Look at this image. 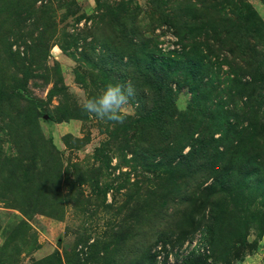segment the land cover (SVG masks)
Wrapping results in <instances>:
<instances>
[{
  "label": "rangeland",
  "instance_id": "rangeland-1",
  "mask_svg": "<svg viewBox=\"0 0 264 264\" xmlns=\"http://www.w3.org/2000/svg\"><path fill=\"white\" fill-rule=\"evenodd\" d=\"M163 1L35 3L45 5V14L53 21L45 65L57 66L63 95L48 97L51 82L44 81L45 70L40 66L24 84V92L35 107L21 100L11 104L9 116L4 111L0 114V264H107L112 258L117 264H132L136 249L146 247L156 229L160 230L161 240L151 249L152 264H264V188L257 185L264 182V162L254 168L255 172L259 168L260 182L232 188L229 193L220 191L210 214L207 207L200 209L199 189L194 185L185 189L183 173L164 166L160 158L163 127L159 123L150 126L137 122L139 116L133 104L122 124L98 120L81 110L78 98L98 95L112 83L113 73L118 74L116 59L127 41H121L122 33L106 21L120 4L130 13L138 12L140 27L149 37V45H156L153 51L158 58L183 59L185 51L193 52L187 41H180L166 26L156 25L152 30L147 26L150 15L156 16L157 10L163 9ZM178 1L194 6L206 2ZM242 1L257 17L253 20L259 19L258 30L263 37L264 0ZM167 6L173 7L170 2ZM229 7L224 2L222 11ZM96 13L101 14V22ZM90 45H94L95 53ZM15 49L20 53L24 48L12 45ZM215 53L196 63L202 75L196 80L198 87L205 92L201 82L217 73L218 80L213 82H219L218 90L223 93L220 105L225 114L221 116L230 122L241 115L246 100L255 107L257 101L261 112L264 90L250 83L246 75L238 93L227 89L231 72L221 60L232 56L225 49ZM100 56L110 61L112 69L98 68L103 66ZM92 61L98 62V67ZM202 63L211 66L209 74H205ZM185 73L180 70L179 77ZM189 85L193 83L184 84L176 94L177 111L189 108ZM198 93L201 95L200 90ZM64 106L77 116L56 119ZM169 140L182 145L186 138L176 131ZM234 140L231 136L227 141ZM260 150L264 156V149ZM250 161L254 164L258 159ZM247 171L254 173L252 169L242 170ZM191 205L190 219L183 211L186 208L191 215ZM152 207L155 213H161L160 217L153 216L155 229L145 224Z\"/></svg>",
  "mask_w": 264,
  "mask_h": 264
},
{
  "label": "trees",
  "instance_id": "trees-1",
  "mask_svg": "<svg viewBox=\"0 0 264 264\" xmlns=\"http://www.w3.org/2000/svg\"><path fill=\"white\" fill-rule=\"evenodd\" d=\"M37 1L40 3L42 0H0V114L4 111L9 116L12 112L11 104H19L21 100L26 105L35 107L33 100L24 92V84L33 78V74H36L34 72L40 66L45 70L44 81L51 82L47 91L48 97L63 95V83L57 75V66L45 65L51 29L54 28L53 21L45 14V5H35ZM168 1L173 7L167 6ZM168 1H163V9H158L156 16L150 15L147 26L151 30L156 25L166 26L180 41H187L193 52L185 51L181 55L183 59L158 58L153 51L156 45H149L150 39L145 37L140 27L138 12L133 10L130 13L120 4L106 22L110 26H116L117 32L122 33L121 41L123 38L127 41L124 51L129 53L125 55L122 50L116 59L118 74L113 73L114 77L110 80L113 84L131 82L135 86L137 94L132 104L137 117L139 116L136 121L150 126L156 121L163 127V150L160 158H163L164 166L183 173L181 181L186 182L185 189L192 185L199 189L202 204L200 209L205 206L211 214L219 201L216 196L220 191L229 193L232 188L260 182L258 166L264 162L260 150L264 149V109L259 112L257 101L255 107L246 100L242 102L241 115L235 117L233 122L223 118L221 115L225 113L222 110L223 105H220L222 92L218 90L219 82H213L218 80L217 73L210 74L212 77H205L207 79L204 83L200 80V86L205 91L202 92L196 84L197 79H202L196 63L207 54L215 55V52L218 54L225 49L232 56V59L221 60V64L225 63L227 70L231 72L227 89L238 93L241 82L248 79L259 90H264V44L261 43L264 35L262 37L258 30L259 19L253 20L257 17L242 0H206L205 4L201 2L199 6L184 5L178 0ZM224 2L230 6L227 11H222ZM158 4L156 6H160ZM208 4L210 10L206 9ZM95 17L101 22V14L96 13ZM116 39L113 41L117 42ZM12 45H23L21 56L18 50H12ZM103 47L106 48L100 45L101 49ZM90 49L95 53L94 45H90ZM82 53L85 54L83 51ZM98 59L103 66L98 67V62H92L99 69H112L110 61L102 59L101 56ZM201 65L206 68L205 74H209L211 66L203 63ZM180 70L186 71L185 76L179 77ZM48 71L51 76L47 74ZM18 73L22 75L17 76ZM186 83H193L189 85L192 99L187 110L177 111L174 100ZM75 116L77 115L64 106L57 112L56 119ZM176 131L185 135L186 141L182 145L169 140L170 136H176ZM173 132L175 135L171 134ZM216 133L219 134L217 137L214 136ZM231 136L235 140L228 143ZM185 147L186 150L183 151ZM255 157L258 162L251 164L253 160H250ZM256 165L257 172L254 170ZM250 169L254 173L242 172ZM257 185L264 188V182ZM154 207L148 210L145 224H150V228L153 226L155 229L157 225L153 216L160 217L161 213H155L157 210ZM192 208L193 205L190 206L191 215L186 208L183 211L190 219ZM159 233L160 230L156 229L154 236L148 239L146 247L136 249L132 264L154 262L152 250L153 245L161 240ZM73 256L77 258L78 255L73 253ZM107 264L117 262L112 258Z\"/></svg>",
  "mask_w": 264,
  "mask_h": 264
},
{
  "label": "clouds",
  "instance_id": "clouds-1",
  "mask_svg": "<svg viewBox=\"0 0 264 264\" xmlns=\"http://www.w3.org/2000/svg\"><path fill=\"white\" fill-rule=\"evenodd\" d=\"M137 90L131 82L109 83L96 96L84 94L79 99L81 110L98 120L122 124L135 99Z\"/></svg>",
  "mask_w": 264,
  "mask_h": 264
}]
</instances>
